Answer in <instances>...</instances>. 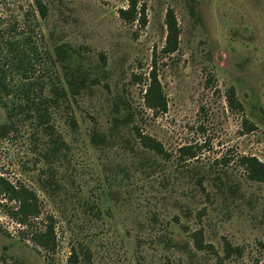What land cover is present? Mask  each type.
<instances>
[{
  "label": "rangeland",
  "instance_id": "1",
  "mask_svg": "<svg viewBox=\"0 0 264 264\" xmlns=\"http://www.w3.org/2000/svg\"><path fill=\"white\" fill-rule=\"evenodd\" d=\"M36 1L0 0V83L9 88L0 85V126L8 125L0 176L35 193L32 223L43 228L52 215L56 246L46 251L29 239L31 228L9 214L17 203L0 188V264H70L72 247L77 264H215L226 243L235 249L224 264H264V183L238 162H264V0H136L144 23L120 18L129 0H39L44 14ZM169 7L178 47L160 56ZM54 44L69 52L62 64L82 70L75 91L61 62L50 64ZM15 45L27 53L26 70ZM154 50L166 100L156 113L143 100ZM50 75L66 98L48 107L49 122L67 144L52 186L39 118L46 105L28 102L48 94L41 84ZM231 85L241 111L228 106ZM115 105L133 118L96 148L90 134L108 130ZM133 125L170 156L140 148ZM184 145L200 147L197 155L179 160Z\"/></svg>",
  "mask_w": 264,
  "mask_h": 264
},
{
  "label": "trees",
  "instance_id": "2",
  "mask_svg": "<svg viewBox=\"0 0 264 264\" xmlns=\"http://www.w3.org/2000/svg\"><path fill=\"white\" fill-rule=\"evenodd\" d=\"M37 7L40 9L41 13L44 14L43 4L37 0ZM119 16L125 21H141L144 23V8L137 6L136 0H129L128 6L126 8L119 9ZM166 35L165 41L162 47L158 50L160 56H168L174 51L177 50L178 41H179V26L177 23L176 16L172 8H167L164 18ZM12 46V45H11ZM15 51L17 56V66L26 70L25 66L29 64L27 53L24 52L23 48L19 45H15ZM49 61L50 64L57 65L56 60L61 62L60 66L62 67L63 78L66 80V84L71 91H75L74 86L77 85L76 80L82 82L80 77L81 69H74L72 67L62 64L66 61L69 52L64 47V45H53V49L49 52ZM156 50L152 53L151 68L148 71V81L146 84V89L143 94L144 106L150 109L153 112H161L166 109V100L162 92L161 84L158 79L157 71V58L158 55ZM56 59V60H55ZM54 72V69L51 71V74ZM58 75L57 71L54 74ZM59 79V77H56ZM84 84V82H82ZM4 87V91L8 92L9 88L5 83H0ZM42 89L46 88L48 94L42 96L41 99L36 101V99L31 98L28 100L31 105H35L36 110L38 109L37 105L44 104L46 107L43 108L39 114V118L43 123H45L44 131L47 134V140L45 144L44 158L49 163V176H48V185L52 186L55 184L54 177L56 174V165L55 163L60 159V155L63 152L64 148L67 147L66 142L63 140L61 135L54 129V125L49 122L50 113L48 110L49 106L60 105L61 100L66 98V90L60 86L57 81H55L54 76L50 75L49 80L46 83L41 84ZM225 97L228 103V106L231 109L242 110L243 106L236 96L234 87L231 85L227 88L225 92ZM48 105V106H47ZM121 107V105H115L112 115V123L109 126L106 132L100 130H93L90 134V142L96 147L100 148L106 145L111 139L116 136L118 131L117 127L129 123L133 114L129 112L127 107ZM253 125H245L247 131L252 130ZM0 129L2 133H5L8 129V125H1ZM132 138L135 139L140 148L158 155L162 158H168L170 153L164 149L162 143L156 138L152 137L147 133L140 131L137 125L132 126ZM200 147L196 145H184L178 149V158L179 160H185L188 158H194L197 155V149ZM239 164L244 168L246 176L249 180L260 181L264 183V162L260 161L257 157L251 155H242L238 160ZM201 185V182H199ZM0 188L5 196L14 200L17 205L11 209L9 212L10 216L14 218L18 223L30 227L29 230V239L45 249L46 251L54 250L56 246V235L54 230V219L52 215H47L45 217V223L43 228L34 227L32 220L37 218L40 215V208L36 195L33 191L26 188L24 185H14L0 176ZM193 241L197 248H205V244L202 243V238L200 231H194L192 233ZM235 248L228 245H225V254L219 255L216 253V262L215 264H224V259L227 258ZM77 253L74 247L71 248V254L69 256L70 264H77Z\"/></svg>",
  "mask_w": 264,
  "mask_h": 264
}]
</instances>
